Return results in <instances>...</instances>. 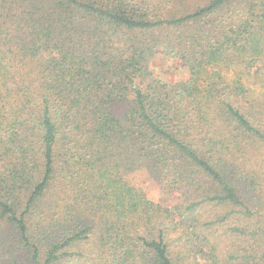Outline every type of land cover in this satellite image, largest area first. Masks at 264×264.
<instances>
[{
	"label": "trees",
	"instance_id": "16d2710c",
	"mask_svg": "<svg viewBox=\"0 0 264 264\" xmlns=\"http://www.w3.org/2000/svg\"><path fill=\"white\" fill-rule=\"evenodd\" d=\"M158 54L188 77H154ZM0 226L5 264H200L215 230L264 240V0H0Z\"/></svg>",
	"mask_w": 264,
	"mask_h": 264
},
{
	"label": "rangeland",
	"instance_id": "374dc122",
	"mask_svg": "<svg viewBox=\"0 0 264 264\" xmlns=\"http://www.w3.org/2000/svg\"><path fill=\"white\" fill-rule=\"evenodd\" d=\"M150 68L154 77L169 83L188 77L186 69L181 66L177 59L175 60L162 54L156 55L151 60ZM216 70L214 69V71ZM221 71L227 80H232L236 77V71L234 70L222 68ZM130 180L145 192L148 200L162 205L166 204V195L159 193L158 188L148 180L146 171H138L130 177ZM0 229V234H9V230L4 226H0ZM191 244L197 257L196 261L200 264H225L226 258L232 256L236 260H232L230 264H256L259 261L256 258H261L260 256L264 255L263 238H259L257 241V238L250 233L244 237H235L228 231L215 230L213 235L207 237V241L204 240L202 243L192 241ZM10 247L12 250L14 249L11 243ZM198 249H201L202 252L197 253ZM6 257L7 254H2L0 249V264H5L4 259ZM247 257H249L248 260ZM243 258H246V260H242ZM16 263H18L17 259L12 262V264Z\"/></svg>",
	"mask_w": 264,
	"mask_h": 264
}]
</instances>
